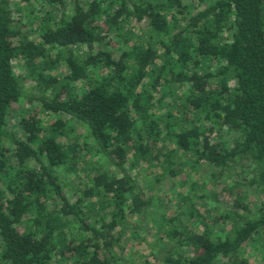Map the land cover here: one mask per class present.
Here are the masks:
<instances>
[{"label":"trees","instance_id":"obj_1","mask_svg":"<svg viewBox=\"0 0 264 264\" xmlns=\"http://www.w3.org/2000/svg\"><path fill=\"white\" fill-rule=\"evenodd\" d=\"M250 251L264 261V0H0V264Z\"/></svg>","mask_w":264,"mask_h":264},{"label":"rangeland","instance_id":"obj_2","mask_svg":"<svg viewBox=\"0 0 264 264\" xmlns=\"http://www.w3.org/2000/svg\"><path fill=\"white\" fill-rule=\"evenodd\" d=\"M53 14H56V13H53ZM16 68V67H15ZM16 70H18V71H20L21 70V68L19 67V68H16ZM16 109H14L13 110V112H12V114H11V116L9 117V128L11 129L12 127H13V125L15 124V120H16V117H15V111ZM80 165L81 164H79V166L78 167H80ZM200 170H203V172L205 171V168H201ZM80 172H81V175L82 176H84L85 175V173H88V172H90V170L88 169V168H86L85 167V169H82V170H80ZM198 176L199 175H197V176H195L194 178L197 180V178H198ZM140 177V176H139ZM140 178H142V176L140 177ZM255 201H256V198L255 197H250L249 199H248V201H247V203H249V206L251 207L252 205H254L255 204ZM147 240L149 241V242H151L153 239H152V236H148L147 235ZM142 247V246H141ZM143 248V247H142ZM145 249V248H144ZM146 252H147V250H146ZM146 252H144V253H146ZM259 253V252H258ZM250 255H251V251H250ZM249 261H250V264H264V261L263 260H261V258H260V256L258 255V256H254V255H251L250 257H249Z\"/></svg>","mask_w":264,"mask_h":264}]
</instances>
